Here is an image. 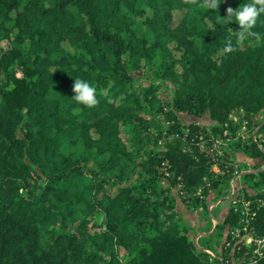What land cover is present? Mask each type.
Returning a JSON list of instances; mask_svg holds the SVG:
<instances>
[{"label":"trees","instance_id":"1","mask_svg":"<svg viewBox=\"0 0 264 264\" xmlns=\"http://www.w3.org/2000/svg\"><path fill=\"white\" fill-rule=\"evenodd\" d=\"M222 1L213 9L199 7L205 0H0V176L10 183L19 179L25 188L22 195L0 196V264H90L75 236L59 247L42 245L39 232L45 222L40 219L47 215V194L65 185L70 191L56 196L61 210L83 203L88 211L102 214L106 232L115 231V244L128 264H219L209 260L207 245L197 247L196 230L190 233L184 221L175 218L170 195V187L177 183L189 196L202 185L206 189L202 181L206 176L217 187L208 174L211 142L203 143L204 151L198 145L210 131L190 124L184 139L182 123L169 110L168 132L178 135L165 138L164 149L143 150L142 141L149 137L139 132L148 123L144 110L151 114L172 106L198 117L207 112L213 133L226 129L231 112L242 110L252 129L258 127L264 134V13L250 29L253 35L240 40L238 22L221 21L229 8L252 2L260 7L259 0H227L226 5ZM146 9L152 14L144 17ZM174 10L185 13L171 27ZM143 17L151 39L132 30L133 22ZM64 39L70 40L74 52L62 46ZM229 39L232 48L225 51ZM172 48L181 50L178 59ZM154 59L175 85L169 102L160 101L152 87L135 90L141 61ZM176 62L180 75L173 70ZM75 79L95 88L97 104L89 107L73 98ZM120 121L138 134L121 137ZM91 128L97 139L90 136ZM248 141L237 143L236 150L264 161V140ZM185 145L191 153L183 151ZM93 146L108 153L99 171L85 166ZM130 167L137 184L96 196L109 172L118 169L123 173L120 180L130 179ZM241 176L253 180L256 196L263 200L251 207L255 214L248 219L247 230L253 232L252 241L234 245V252L245 259L254 240L264 235V168ZM38 180L42 183L32 191L31 182ZM163 180L170 185L161 186ZM205 192L196 195L192 205L210 212ZM239 217L232 211L216 227L235 228ZM218 248L211 250L227 252L222 242ZM262 251L255 256L256 264H264V247Z\"/></svg>","mask_w":264,"mask_h":264},{"label":"rangeland","instance_id":"2","mask_svg":"<svg viewBox=\"0 0 264 264\" xmlns=\"http://www.w3.org/2000/svg\"><path fill=\"white\" fill-rule=\"evenodd\" d=\"M227 2V0H223L222 5H226ZM69 9L72 10V7H69ZM184 13L185 10H174L170 26H176L183 17ZM151 14L152 12L150 9H146L144 17L150 16ZM144 17L133 22L132 30L138 37L151 39L152 31L142 22ZM5 25L9 27L10 23L7 21ZM69 41L70 40L68 39H64L61 44L64 48L74 52L75 48L71 46ZM172 55L175 59H178L181 55V50L172 48ZM158 64L159 61L155 59L141 61L140 68L136 76L137 82L135 83V90L138 92L140 88L143 89L148 87V89H150L152 87V89L155 90L154 93L158 96L160 101L167 99L169 102L171 101L169 91L170 89L173 90L175 85L169 76H164L163 70ZM173 70H175V72L179 75L182 73V69L178 62L174 64ZM180 80L181 78L179 77V81ZM103 91L104 93L106 92L105 90ZM145 105L148 106V104ZM169 110H172V112L175 111L179 121L182 123L181 125L184 127V139H187L189 134L188 126L190 124H198L199 126L204 127L207 132L210 131V134L203 136L207 137L206 140H202V137H200L198 145L200 147V151H204L205 147L203 143L207 142V140L211 142V146L208 151L210 153L212 164L208 168V174H210L213 180L217 181V187L214 188L211 186L208 177H203L202 181L206 182V189H204V185H202L194 191V195L190 196L182 190L183 186L181 183H177L176 185H173V187H170V195L174 198L173 211L176 212L175 218L178 219L179 222L180 220L181 222L184 221V223L190 228V233L196 230V237L199 238L196 245L197 247L200 245L199 247L201 248L204 247L203 245H207L210 250L212 247L217 248L218 250L220 248H218V245L226 237L227 232L233 231L237 233L238 236H232L230 246H227V252H223V255L226 254L223 256L224 259L228 262L230 261V264H241L243 260L250 259L244 261V264H253L255 256L263 252L264 242L263 244H260V246L256 244L249 255H247L248 252H245V255H247L245 259H243L244 255L241 256L240 253L234 252L236 240L244 237L241 236V233L244 230L241 229L240 225L244 222L246 224L247 212H249L250 207H246L244 205L242 206L240 211L241 216L236 222L235 228H232L229 224H227L222 230H219L216 225L220 223L219 221H222L226 215L230 214L232 211L234 212V210L230 208L234 199H238L237 201L250 200L251 207L252 204L257 205L263 202L261 198L256 196V190L253 187V180L242 178L241 174L246 172L257 173L259 170L264 168V161L260 158L249 157L241 150H236V147H238L237 143L239 142V145H242L243 143L248 144V137H251V139L264 140V134L258 132V127L252 129V126L249 123V118L244 115V111L242 110L231 112L229 116L231 123H227L225 125L226 129H224L221 133H213L211 126L214 122L209 118L207 112L198 117L189 114L186 111H176L172 106L169 108L167 106L163 109V111H159L157 113L150 114V112L144 110L143 118H145V122L148 123H146L144 131L140 130L139 136L142 135V133H146L149 139L142 141L143 150L149 151L155 148L157 151H160V149L162 150L165 147V138L168 137L170 140L177 137L178 134H171L172 132H168L171 122L166 120L165 115L166 111ZM262 118V116L259 117L260 120H263ZM259 119L254 118L253 120L257 121ZM119 123L121 137L131 138L138 134L135 129H133V126L125 125L121 121ZM23 133H25V130H21L19 135H23ZM89 134L93 139H97L99 136L93 128L90 129ZM125 145L130 149L129 142H125ZM184 147L183 151L187 150L190 153L192 152L191 149H186L187 145ZM89 151L90 154L87 157L85 166L89 170L99 171L102 168L101 162L108 157V153L98 152L94 146L91 147ZM214 153H218V155L215 156ZM214 159L218 161V166L213 164ZM125 163L126 162H124V165ZM233 165H239V174L234 175L233 171H231V167ZM215 170L218 172H215ZM134 173V167H130L127 170V174L130 176V179L126 177L123 180H120L119 177L123 175V173L118 172V169H115L113 172H109L107 177L108 181L106 182L107 184L104 186L102 191L96 193V196L100 197L103 193L113 195L125 185L131 186L130 184H137V175ZM40 183H42V180H38L35 183L31 182L29 188L33 191ZM160 185L168 187L170 184L168 180H163L160 182ZM220 187L222 188L221 191H219ZM204 190H206V194H204L203 197L206 201H210L208 209L209 207L213 209L211 214L210 212H205L201 205H198V207H194L192 205L194 197L196 198L198 196L196 193L200 191V193L203 194ZM66 191H70L69 185L56 186V188L52 189V191L47 194V199L44 203L47 215H44V217L40 219L41 223L42 221L45 222V228L39 232L42 236L41 238L44 239L42 245H47V249L59 247L65 241L69 240V236H75L78 241L77 247L82 248L88 255L90 264H128V257L125 253L119 250L115 244V231H110V233L106 232L102 214L94 211H88L83 203H76L77 205H72L68 209L61 210L56 196L59 197L61 196V193ZM14 192L18 195L24 194L25 188L23 187V183L19 179H16L11 183L6 182L0 176V196L12 195ZM213 216L215 219L214 221L212 220ZM245 224H243V226ZM179 225L182 226L183 224L180 223ZM208 231H212V234L210 235V232ZM248 244L249 242H246L245 245L247 246ZM73 252L76 253V251ZM257 252L258 254H255Z\"/></svg>","mask_w":264,"mask_h":264},{"label":"clouds","instance_id":"3","mask_svg":"<svg viewBox=\"0 0 264 264\" xmlns=\"http://www.w3.org/2000/svg\"><path fill=\"white\" fill-rule=\"evenodd\" d=\"M260 7H257V3H247L240 5L237 9L233 10L232 8L228 9L225 19L222 23H228L229 21L235 19L239 24V31L237 32V37L240 40L245 39L248 35H253L250 29L257 22V17L261 13H264V0H259ZM220 0H211V3H208V0H205L204 4L199 5L202 8H218ZM232 48L231 40L229 39L225 45V51H229ZM73 91L75 95L73 98L83 103L89 107L94 106L98 103L95 96V88L86 80L75 79L73 84Z\"/></svg>","mask_w":264,"mask_h":264},{"label":"built area","instance_id":"4","mask_svg":"<svg viewBox=\"0 0 264 264\" xmlns=\"http://www.w3.org/2000/svg\"><path fill=\"white\" fill-rule=\"evenodd\" d=\"M214 155L216 156V155H218V153H214ZM213 164L214 165H216V166H218V161H216L215 159H214V162H213ZM226 166V165H225ZM232 170L231 171H233V173H234V175H237V174H239V165L237 166V165H233L232 167ZM215 172H218L217 170H215ZM217 174H219V173H217ZM197 195H199V196H201L202 194L200 193V191H198L197 193H196ZM238 199H234V202L230 205V208L232 209V210H234V212H236L237 213V215L239 214V216H241V208H242V206L244 205V206H246V207H250V210H249V212H247V219H246V224H245V222L244 223H242L241 225L243 226V224H245L243 227H241V229L242 230H244V234H242L241 236H244V237H242L241 239H238V240H236V244L239 242V243H241V244H246V242H251L252 241V231H250V232H248V230H247V223H248V219L251 217V216H253L254 214H255V212H254V210H252L251 209V202H250V200H246V201H244V200H239V201H237ZM238 206H240V207H238ZM209 210H210V212L212 211L211 210V208L209 207ZM240 221V220H239ZM242 221V220H241ZM243 222V221H242ZM227 235L229 236V238L227 239ZM227 235H226V237L223 239V241H222V244H223V249H225V250H227V246L229 247L230 246V243H231V238H232V236L234 237V236H238V234L237 233H235V232H233V231H229V234H228V232H227ZM195 242H197V237L195 238ZM263 242H264V235L261 237V238H258V239H255L254 240V245H258V246H260V244H263ZM239 248V247H238ZM205 251L209 254V260L211 261V263H212V259L214 258V259H217L218 261H219V264H227L228 263V261H226L225 259H224V257H223V255H219V254H217V253H215V252H213L212 250H210V249H205ZM259 252V251H258ZM258 252L257 253H255V254H258ZM258 255H260V254H258ZM248 260H250V259H248ZM252 260V259H251ZM244 261H246V260H243L242 262H241V264H244L245 262ZM254 261V263L253 264H256V259H254L253 260ZM214 264V263H213Z\"/></svg>","mask_w":264,"mask_h":264},{"label":"crops","instance_id":"5","mask_svg":"<svg viewBox=\"0 0 264 264\" xmlns=\"http://www.w3.org/2000/svg\"><path fill=\"white\" fill-rule=\"evenodd\" d=\"M212 220L214 221L215 219H214V218H212Z\"/></svg>","mask_w":264,"mask_h":264},{"label":"water","instance_id":"6","mask_svg":"<svg viewBox=\"0 0 264 264\" xmlns=\"http://www.w3.org/2000/svg\"><path fill=\"white\" fill-rule=\"evenodd\" d=\"M263 122H264V121H263ZM261 125H262V123H261ZM261 125H260V126H261ZM260 126H259V127H260Z\"/></svg>","mask_w":264,"mask_h":264}]
</instances>
